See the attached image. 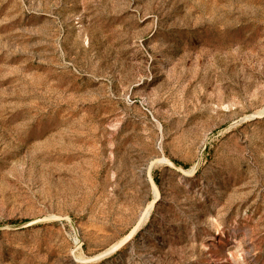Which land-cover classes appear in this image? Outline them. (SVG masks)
<instances>
[{"label": "rangeland", "instance_id": "374dc122", "mask_svg": "<svg viewBox=\"0 0 264 264\" xmlns=\"http://www.w3.org/2000/svg\"><path fill=\"white\" fill-rule=\"evenodd\" d=\"M0 264H264V0H0Z\"/></svg>", "mask_w": 264, "mask_h": 264}]
</instances>
